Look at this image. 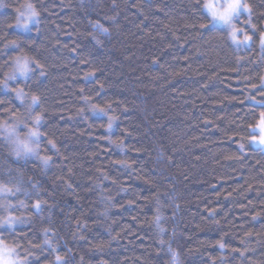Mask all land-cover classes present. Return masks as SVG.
<instances>
[{"label":"trees","instance_id":"16d2710c","mask_svg":"<svg viewBox=\"0 0 264 264\" xmlns=\"http://www.w3.org/2000/svg\"><path fill=\"white\" fill-rule=\"evenodd\" d=\"M22 2L0 8V122L28 117L36 94L41 135L20 160L0 128V181L33 188L12 197L31 223L8 237L32 248L30 264H166L158 198L184 264H264V151L247 143L264 111V0H249L255 27L239 16L240 47L198 0H33L27 31L14 23ZM21 52L32 70L9 82ZM49 224L55 251L37 247Z\"/></svg>","mask_w":264,"mask_h":264},{"label":"clouds","instance_id":"9594fccd","mask_svg":"<svg viewBox=\"0 0 264 264\" xmlns=\"http://www.w3.org/2000/svg\"><path fill=\"white\" fill-rule=\"evenodd\" d=\"M201 5V9L209 17L210 23L222 22L223 25L228 26V38L230 41H238V33H242L243 29L238 27L234 20L238 18V14H248V19L244 21L245 24L252 25L251 15L252 8L249 0H198ZM4 6V0H0V8ZM16 15L14 23L18 29L22 31L29 30L33 25H38L40 19V10L35 6L33 0H23L22 3L15 9ZM94 28L102 26L97 22L93 25ZM248 35H243L241 43L248 41ZM12 43H15L14 41ZM261 44V43H260ZM13 68L10 69L12 75L15 73H27L31 71L30 65L34 62L33 57L25 52H21L19 55L12 58ZM12 75L9 78H12ZM0 84L6 88L7 81H0ZM13 91L17 98L24 99L23 89L15 88ZM32 104H35L39 97L36 94L30 96ZM31 107V105L29 106ZM93 110L98 108V105L91 106ZM107 107V106H105ZM105 111V109H100ZM107 128L110 131L117 120L115 115H108ZM33 125L26 126L27 130L18 134L15 140V149L13 155L20 160H25L30 156H37L39 150V144L37 143L41 133L36 127L41 121V114H36L32 117ZM21 120H17L14 123H8L7 121L0 122V128H4L6 132L12 133L15 131V127L21 124ZM252 135L250 142L258 144L264 147V111L259 113V118L254 119L251 123ZM32 138H35L36 142H32ZM123 149V145H120ZM243 148V145H241ZM41 165L45 168L49 164V157H39ZM33 194V188L26 186V183L13 182L9 179L0 181V233H7L8 236L0 235V264H30L29 257L33 254L30 246H22L18 240L8 238L14 233L17 227L30 224L31 220L24 217L19 210L27 208L26 199H16L13 201L12 197L17 195H23L25 198ZM43 201L37 200L32 207L36 210L37 214L41 210ZM156 210L151 217V225L155 241L166 252L167 260L166 264H184L181 251L174 245L175 232L170 227L169 218L166 215L165 206L159 203V198L155 202ZM101 215L107 217L108 211L104 209ZM42 240L37 247L47 248L55 251L58 247V240L56 238L53 227L49 224L40 229ZM56 264H62L61 258L56 257Z\"/></svg>","mask_w":264,"mask_h":264},{"label":"rangeland","instance_id":"374dc122","mask_svg":"<svg viewBox=\"0 0 264 264\" xmlns=\"http://www.w3.org/2000/svg\"><path fill=\"white\" fill-rule=\"evenodd\" d=\"M240 15H245V17H246V19H248L249 17H248V14H246V13H241V14H238V18H239V16ZM236 19V20H234V23H236L237 24V22H241V21H239V19ZM212 25H215V26H218V27H222V28H224V29H226L227 30V32H228V26L227 25H223L222 24V22H216V23H211ZM242 25L244 26V25H247V24H245L244 22H242ZM238 26V25H237ZM239 27V26H238ZM240 28H242L243 30H244V28L243 27H240ZM264 34V33H263ZM240 33H238V41L237 42H233V44L235 45V46H237V47H240V46H243V45H247L248 44V42H249V40L246 42V43H241V42H239V41H242L241 40V38H240ZM261 45V44H260ZM261 48L264 50V46H261ZM10 75H12V73L10 74ZM9 75V76H10ZM26 75V73H19V72H17V73H15L14 75H12V78H9V76H8V81L10 82V81H12V80H14V79H17V78H21V79H23L22 77H24ZM262 85H263V87H264V78H263V83H262ZM31 105V107H29ZM33 106H34V104H28V117H26L25 119H18V120H21L22 121V123L21 124H19L18 126H16L15 127V131L14 132H12V133H9V135L10 134H12V137H13V142L11 141V143L13 144V148L15 149V140H16V136L18 135V134H20V133H22V132H24V131H26L27 130V127L26 126H32L33 125V120H32V114H31V112H32V108H33ZM36 127H38V125H36ZM253 133H252V130H251V135H252ZM251 137V136H250ZM250 137H249V139H248V141H247V143H248V145L249 146H251V147H253V148H256V149H261V150H263L264 151V147H262V146H259L258 144H255V143H252V142H250ZM32 142H36V140H35V138H32ZM38 142V141H37Z\"/></svg>","mask_w":264,"mask_h":264},{"label":"snow or ice","instance_id":"6c2138e0","mask_svg":"<svg viewBox=\"0 0 264 264\" xmlns=\"http://www.w3.org/2000/svg\"><path fill=\"white\" fill-rule=\"evenodd\" d=\"M106 31V30H105ZM248 39L250 40L251 37L248 36ZM260 43H261V46H264V34H261V37H260Z\"/></svg>","mask_w":264,"mask_h":264}]
</instances>
